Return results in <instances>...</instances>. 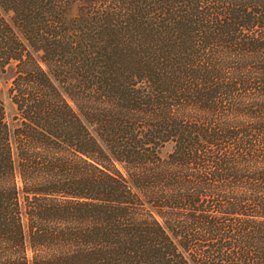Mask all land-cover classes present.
<instances>
[{
	"label": "trees",
	"instance_id": "1",
	"mask_svg": "<svg viewBox=\"0 0 264 264\" xmlns=\"http://www.w3.org/2000/svg\"><path fill=\"white\" fill-rule=\"evenodd\" d=\"M9 64L0 264H264V0H0Z\"/></svg>",
	"mask_w": 264,
	"mask_h": 264
},
{
	"label": "rangeland",
	"instance_id": "2",
	"mask_svg": "<svg viewBox=\"0 0 264 264\" xmlns=\"http://www.w3.org/2000/svg\"><path fill=\"white\" fill-rule=\"evenodd\" d=\"M13 76L12 64L1 66L0 65V104L3 110V116L5 122L9 127L14 125L13 117L15 114L14 106L11 104L8 98V88L11 78ZM170 151V146L166 145L159 151V155L164 157Z\"/></svg>",
	"mask_w": 264,
	"mask_h": 264
}]
</instances>
